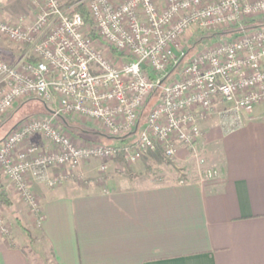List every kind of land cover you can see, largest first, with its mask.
Segmentation results:
<instances>
[{
	"label": "built area",
	"instance_id": "obj_1",
	"mask_svg": "<svg viewBox=\"0 0 264 264\" xmlns=\"http://www.w3.org/2000/svg\"><path fill=\"white\" fill-rule=\"evenodd\" d=\"M44 2L29 26L0 19V35L32 45L17 63L0 56V121L28 97L57 103L52 118H25L0 140V171L36 216L41 206L30 188V173L56 186L92 159L107 170L108 161L118 154V145L76 142L54 122L55 114H79L115 138L140 130L126 152L130 163L158 147L171 159L186 148L204 162L201 121L218 99L234 102L239 122L240 112L264 104L263 26L198 51L170 81L155 77L177 63L178 53L184 55L185 42L198 30L218 31L264 19V0H86L89 21L62 0ZM89 25L95 36L86 30ZM102 42L128 60L115 62ZM38 135L50 146L31 140ZM53 167L66 170L51 175ZM216 174L208 168L203 176ZM9 230L0 212V231Z\"/></svg>",
	"mask_w": 264,
	"mask_h": 264
},
{
	"label": "crops",
	"instance_id": "obj_2",
	"mask_svg": "<svg viewBox=\"0 0 264 264\" xmlns=\"http://www.w3.org/2000/svg\"><path fill=\"white\" fill-rule=\"evenodd\" d=\"M44 3L0 0V19L29 26ZM31 49L0 35V56L11 63ZM217 124L202 122L208 167L219 171L204 180L132 184L109 175L104 182L51 186L30 173L41 209L38 216L29 211L28 219L42 253L52 264H264V104L226 131ZM187 154L181 148L177 160L183 164ZM95 162L83 166L86 175L97 174ZM135 164L143 171V160ZM2 185L12 207L23 203L8 176ZM16 239L0 242V264H29Z\"/></svg>",
	"mask_w": 264,
	"mask_h": 264
},
{
	"label": "rangeland",
	"instance_id": "obj_3",
	"mask_svg": "<svg viewBox=\"0 0 264 264\" xmlns=\"http://www.w3.org/2000/svg\"><path fill=\"white\" fill-rule=\"evenodd\" d=\"M71 0H62V3L65 7L69 9H76L74 5H70L69 2ZM84 5L86 0H82ZM73 6V7H72ZM86 8V6H85ZM89 18V17H88ZM90 19V18H89ZM263 26L264 27V19L256 18L246 23H242L238 26H233L226 28L224 30H198L193 37L185 42L183 46L184 55H181V51L178 53L176 59L177 63L172 65L163 75H155V77L163 78V80L170 81L173 78L179 76V73L182 67L196 54L198 51L203 50L205 47L223 39H230L233 36L237 35L239 32L249 29ZM91 25L86 28L88 32H90ZM2 36V35H1ZM4 37V36H3ZM7 41H11L8 38L4 37ZM105 47L106 53L115 61V62H122L128 60V56L124 55L122 58L118 57L107 44L101 43ZM6 60V59H5ZM8 61V59H7ZM10 62V61H9ZM160 95V88L156 90L151 100L146 104V107L143 111V120L145 121L148 111L154 105V102L158 99ZM234 102H226L222 99H218L210 113V115L201 121H206L207 119L211 118L217 122L218 126L224 129L225 131L227 128L235 127L236 125L240 124L239 120L237 119V112L232 109ZM57 108V103L55 101H48L41 97H28L26 99L21 100L15 107L4 116V118L0 121V140L5 136V134L10 131L14 126L19 124L25 118H52ZM242 119L243 116L247 112H240ZM249 113V112H248ZM217 120V121H216ZM54 122L68 132L71 137L78 143H90V142H104L113 145H120L121 142H129L133 143L138 140L140 130L135 131L133 133L124 135L122 137H112L108 135L104 130L101 128L100 124L82 117L79 114L75 113H58L54 116ZM202 143L204 146V162H201L195 155L188 151L186 156L185 162H179L178 154L173 159L166 157L163 153L162 156L164 157L161 160H157L153 154H146L141 157L139 160H143L145 165L143 171L138 172V168L136 167L135 162H128L124 165L117 157L110 159L108 161V169L101 170L100 168V160L92 159L80 165V167L76 170L75 174L72 176L71 174L66 180L74 179L76 182H104L105 179L109 175H114L118 178H127L130 179L129 183L132 184H144L146 182L149 183H160V182H185L188 179H195L199 178L200 180H204L208 177H204L203 173L211 167L206 159V145H205V130L202 127ZM38 137H34L33 140L37 141ZM82 138V140H81ZM163 152V151H162ZM95 160L97 162H95ZM138 161V160H137ZM96 164L97 174L95 176H90V173H84L83 166L88 165L90 163ZM115 165V166H114ZM215 169V168H211ZM62 170H66L63 168ZM61 170V171H62ZM217 170V169H216ZM218 171V170H217ZM138 172V173H137ZM94 173V172H93ZM96 173V172H95ZM78 174V175H77ZM135 174V175H134ZM219 174V171H218ZM218 174L214 175L217 176ZM189 175V176H188ZM135 176V177H131ZM7 177L4 173L0 171V184L3 183V180ZM213 177V176H211ZM2 204L0 205V212L5 217L6 222L9 225L10 232L8 234L3 233L0 231V242L5 240L10 243H15V238L18 243H23L27 255L31 259V264H52V261L45 256L42 251L43 249L40 248L39 243L36 241L34 235L31 232V220L28 219V213L31 211V207L27 202L17 204V207H8L9 209L5 208L1 210ZM6 206V205H5ZM26 227L29 231L31 236L28 232L24 229ZM16 233V235H15ZM32 238V240H31Z\"/></svg>",
	"mask_w": 264,
	"mask_h": 264
},
{
	"label": "trees",
	"instance_id": "obj_4",
	"mask_svg": "<svg viewBox=\"0 0 264 264\" xmlns=\"http://www.w3.org/2000/svg\"><path fill=\"white\" fill-rule=\"evenodd\" d=\"M70 5H74L76 7V9L78 11H80L85 17H86V20L89 21V16H88V12L85 8V5H84V2L82 0H71L69 2ZM91 36H95V33L94 31H91L90 32ZM136 142H133V143H129V142H123L122 144L118 145L117 148H118V154H117V158L124 164L126 165L127 163V160H126V152L128 150L129 147L135 145ZM150 153V154H153V156L159 161L161 159H163L164 157L162 156V150L158 147L156 148L155 150H150L149 152H147V154ZM164 154V153H163ZM146 155V154H144ZM143 155V156H144ZM165 155V154H164ZM0 200H1V203L6 205L7 207H12L13 206V202L11 200V198L9 197V195L7 194V191L5 189V187L0 184ZM24 229L28 232V234L31 236L30 234V231L24 227ZM32 240V238H31ZM23 251L25 253H27L26 251V248L23 246L22 247ZM28 262L29 264H31V259L30 257H28Z\"/></svg>",
	"mask_w": 264,
	"mask_h": 264
}]
</instances>
